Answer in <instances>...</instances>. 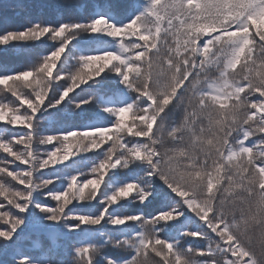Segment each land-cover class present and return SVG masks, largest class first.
Listing matches in <instances>:
<instances>
[{"label":"snow or ice","instance_id":"snow-or-ice-1","mask_svg":"<svg viewBox=\"0 0 264 264\" xmlns=\"http://www.w3.org/2000/svg\"><path fill=\"white\" fill-rule=\"evenodd\" d=\"M0 17V122L24 126L0 135V264H264V0H2ZM117 79L125 101L101 105ZM93 100L104 126L39 134L43 111ZM102 148L66 184L42 171ZM33 231L64 251L35 255Z\"/></svg>","mask_w":264,"mask_h":264},{"label":"trees","instance_id":"trees-1","mask_svg":"<svg viewBox=\"0 0 264 264\" xmlns=\"http://www.w3.org/2000/svg\"><path fill=\"white\" fill-rule=\"evenodd\" d=\"M0 2H2V0H0ZM119 2L123 5H132L135 3H144L145 0H119ZM168 2V0H161V4H164ZM9 20L10 23L9 25H12L14 21L19 20V17L15 16L12 13H9ZM4 21L3 18L0 17V28L3 27ZM142 28V26H140ZM162 34H163V29H162ZM122 37L125 39V41H127V37H124L122 34ZM75 43V42H74ZM66 54H67V50H66ZM117 62V61H116ZM70 63H72V61H70ZM114 63V61H113ZM73 64V63H72ZM240 65H237L235 71L239 72L240 70ZM73 72H77L76 68L73 69ZM98 78V77H96ZM103 79V78H101ZM69 83H71V81H69ZM92 83V81L90 82ZM115 83L117 85L118 84V79L115 81ZM99 86L96 84H92L91 86H88L87 84H80V86L78 88H76L74 90L73 93H70L69 95H75L77 92H80V95L84 94L83 97H77V99H89L90 96H92L95 92L96 89ZM81 88H83V91H80ZM121 91L115 93L114 95L112 94L111 91H109V93H106L104 95V98L100 101L101 105H108V106H115V105H119L121 103H123L125 101L126 96L128 95L127 89L123 87L120 88ZM79 95V96H80ZM256 95H259V93H257ZM47 101H45L46 103ZM94 100L90 103L93 104ZM175 101H173L174 103ZM26 107V105H25ZM72 105H69L68 102L66 101L65 104L60 105L59 108H53V109H49L47 111H43L41 113V118L40 119H45L43 121L44 126H42V130L46 133H52L53 131H57V133L59 132H63L66 130H70L71 128H84V127H92V126H104L106 123H108L109 121L106 119V117L108 116L107 113L103 112V108L100 106L101 110V118L98 120H92V119H86L83 120V115L84 114H80L78 113V110L73 112L72 111ZM21 111H23V109H21ZM134 112L135 109H133L132 112H128L125 113V122L129 125H131L133 123V119H134ZM177 122H179L180 120V115L176 114V116L174 117ZM259 117H257L258 119ZM65 120L67 122H69L70 124V128H66L64 129L63 127H60V125L58 126V124L60 123L59 120ZM75 122V123H74ZM0 135L6 134L4 132H8L9 129L8 127H10L12 129V131H16V129H20L23 128V125H15V126H5V122H0ZM50 123H53L54 125L51 126ZM159 123V121H158ZM77 124V125H75ZM56 125V126H55ZM55 126V127H53ZM58 126V127H57ZM107 127H109L110 129H112L114 131V128L112 125H107ZM154 131H155V127H154ZM111 133V132H110ZM11 135V133L9 134ZM97 138L99 139V134H97ZM70 142L79 145L81 143L80 141V137L77 136L75 138H71ZM85 143L87 141H84ZM59 146V142L58 141H54L52 143H50L47 146H43L41 148H39L40 152L43 153H47L49 151L55 150V147ZM104 148V147H103ZM103 148L100 149L101 153L97 154V153H81L80 156L76 157L75 155H73L68 161H65L64 164H57V165H49V169H45L42 170L44 171V175L47 177H60L61 179H64V182L66 184L67 180L65 179L69 174H72L76 167L79 165L82 168H90L92 166V163H97L99 161V159L103 158ZM77 148L73 149V153L77 152ZM59 156H63L64 153L63 151H61V153L58 154ZM44 158H47L46 156ZM19 163V162H17ZM14 169V165H12ZM21 167H27L26 165H22ZM91 178V177H90ZM60 184V180L56 181V184L53 185V187H56L57 185ZM87 191L85 192V195L87 196ZM135 192L132 193V195H134ZM131 197H128L127 199H130ZM123 199V198H122ZM75 203V201H73ZM93 204H95V202H93ZM142 207V206H141ZM125 210H130V211H137L136 208L132 207L129 209H125ZM145 212H152L154 210V208H143L142 209ZM82 211L84 212H95L97 211V209H95L94 207H92V205H88L86 207H84L82 209ZM117 211H120V209H117ZM85 231H88L87 226H85ZM108 234H111L110 232ZM191 240H197L199 239V237H193L190 238ZM43 241V249H47V248H52L54 251L57 252H63L64 251V247H65V241L63 239H57L55 241H51L49 239V237H47L46 235H42L39 231H33L28 237H26L24 243L25 246L30 248L33 253L35 255H40L41 251H42V245L40 243H37V241ZM185 247H188L189 245L187 243L184 244Z\"/></svg>","mask_w":264,"mask_h":264},{"label":"rangeland","instance_id":"rangeland-1","mask_svg":"<svg viewBox=\"0 0 264 264\" xmlns=\"http://www.w3.org/2000/svg\"><path fill=\"white\" fill-rule=\"evenodd\" d=\"M24 21L21 19V18H19V20H16V21H14L13 22V24L12 25H9L10 27H16V26H19L21 23H23ZM44 39H47V37H45ZM38 43V42H37ZM41 54H45V53H41ZM65 55H67L66 54V52L64 53V54H62V57H61V61L63 60V57L65 56ZM72 61V63L73 64H75L76 63V61L75 60H71ZM98 63H102V62H98ZM114 63H117L116 61H114ZM58 67H59V62H58ZM110 67V66H109ZM76 70H77V72L78 71H80V67L78 66L77 68H76ZM55 71L56 70H54V75H55ZM84 71L85 72H89L90 70H88V69H84ZM105 75H107V69H105ZM93 75H94V73H93ZM104 74H102V76H103ZM100 77H98V78H96V79H99ZM101 78H103V77H101ZM100 78V79H101ZM29 79H31V78H29ZM64 79L65 80H67L68 79V75L67 74H65L64 75ZM91 81H89V83H90ZM10 84H11V82H9ZM0 87H2V86H0ZM118 87L119 88H121V87H123V85H118ZM85 94V93H84ZM84 94H82V95H80V96H78V97H83V95ZM82 109H80V110H78V113H80V114H84L83 116V120H86V119H92V120H98V119H100L101 118V108H100V106H98L97 105V103L94 101L93 102V104H85V105H82ZM42 116H41V114L38 116V120H39V134H41V135H48V134H56L57 133V131H53L52 133H46V132H44L41 128H42V126H44V123H43V121L45 120V119H40ZM59 124H58V126L60 125V127H63L64 129H66V128H70L71 126H70V124H69V122H67V121H65V120H62V119H60L59 120ZM75 123V122H74ZM1 124V123H0ZM51 124V126L52 125H54L53 123H50ZM75 125H77V124H75ZM56 126V125H55ZM55 126H53V127H55ZM57 126V127H58ZM95 127V126H94ZM109 135H111V133L109 132L108 133ZM54 142V141H53ZM109 143H111V141H109ZM47 145H49V144H47ZM47 145H39L38 147L39 148H41V147H43V146H47ZM103 147L104 148H107L108 147V144H104L103 145ZM14 150H16L15 149V147H14ZM5 156H7V159L8 160H12V159H14L13 157H11V156H8V154H6V153H3V150L2 149H0V166H3V163H2V161H3V158L5 157ZM13 168V166H10L9 167V170H13L12 169ZM21 187H23V186H21ZM69 198H71V196L69 197ZM253 235H254V238H256V239H258L259 238V235H260V232H259V229H257V231L255 232V233H253ZM0 239H2V238H0ZM200 239V238H199ZM198 240V239H197ZM157 259H159V258H157Z\"/></svg>","mask_w":264,"mask_h":264}]
</instances>
